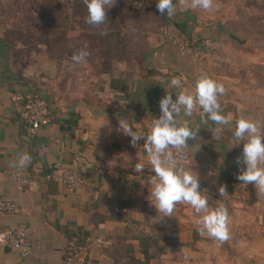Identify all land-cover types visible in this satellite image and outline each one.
<instances>
[{"label": "crops", "instance_id": "obj_1", "mask_svg": "<svg viewBox=\"0 0 264 264\" xmlns=\"http://www.w3.org/2000/svg\"><path fill=\"white\" fill-rule=\"evenodd\" d=\"M178 28L166 37L164 29L158 30L141 57L122 65L94 92L80 89L78 94L58 99L46 96L43 88L21 74L0 27V195L20 208L17 215H0V229L26 224L31 250L27 258H21L13 248L0 244V264H62L72 235L79 236L88 248L86 264H232L243 255L241 227L246 221L236 214L249 209L250 192L242 201L227 187V195L221 198L218 189L224 185L219 180L221 173L238 172L235 159L243 144L234 146L233 130L235 120L247 116L248 105L241 91L229 84L231 76L221 68L222 58L208 55L209 45L219 46L216 32L210 34L211 40H203L205 44L192 36L194 47L205 50L197 59L180 54L171 43ZM202 73L223 84L222 110L233 120L216 132L211 121L201 124L200 116H195L201 128L197 140L188 141L194 147L186 150V156L189 167L199 174L200 188L211 197L210 203L221 199L229 208L230 236L223 242L200 233L196 214L185 203L175 206L173 216L160 220L150 196L152 168L131 145V138L117 131L123 118L143 132L160 113L159 101L166 88L178 91L170 87L171 79H179L183 88L194 91ZM16 92L45 98L52 122L30 135L12 104ZM25 152L31 161L21 167L18 158ZM33 162L46 169L61 164L78 170L82 189L69 190L62 182L46 181L43 176L23 189L15 173L28 170ZM136 163L144 164L142 172L135 171ZM259 215L264 225V206L259 207Z\"/></svg>", "mask_w": 264, "mask_h": 264}, {"label": "rangeland", "instance_id": "obj_2", "mask_svg": "<svg viewBox=\"0 0 264 264\" xmlns=\"http://www.w3.org/2000/svg\"><path fill=\"white\" fill-rule=\"evenodd\" d=\"M156 4L157 0H111L105 24L92 26L85 22L84 0H4L0 27L11 44L18 70L43 88L46 96L62 99L80 89L94 92L129 63V58H135V49L132 55L123 54L126 43L133 47L137 42L144 51L143 45L158 30L164 29L166 37L179 27L202 43L216 32L219 46L209 45V57L222 58L221 68L230 74L232 88L242 95L264 98V0H214L208 11L191 7L192 0H174L172 17L161 14ZM81 49L89 54L85 61L76 63L72 57ZM196 50L197 59L202 58L205 50ZM248 192L253 209L251 204L236 214L246 221L241 227L246 251L232 264H264V225L259 215L264 197L259 199L252 189ZM247 193L233 195L242 200Z\"/></svg>", "mask_w": 264, "mask_h": 264}, {"label": "clouds", "instance_id": "obj_3", "mask_svg": "<svg viewBox=\"0 0 264 264\" xmlns=\"http://www.w3.org/2000/svg\"><path fill=\"white\" fill-rule=\"evenodd\" d=\"M87 8L86 23L92 26L104 25L111 0H84ZM214 0H192L191 7L204 11L211 10ZM157 9L161 14L172 17L176 12L174 0H157ZM102 35L105 33H101ZM88 52L81 49L72 59L76 63L86 60ZM170 87L178 91H169L159 101L160 115L150 122L146 133L140 132L128 119H119L117 131L130 137L133 147L144 140L143 149L147 155L154 175L150 196L162 220L173 216L178 203H185L196 214L195 223L202 235L217 241H227L230 236V212L221 199L210 203L211 197L200 188L199 174L183 163L189 140H197L201 128L195 123V116H200L201 124L211 121L219 132L230 124L233 117L222 110L221 97L225 94L223 84L207 74H200L193 85L194 91L181 86V81L173 78ZM175 93V99H173ZM133 128L136 130L134 131ZM213 132V130H212ZM234 146L243 144L242 153L235 163L238 167L237 179L242 184H252L259 197H264V132L257 122L241 116L235 120L233 130ZM31 161L27 152L18 158L23 167ZM144 164L136 163L135 171L142 172ZM220 197L227 195L226 186L218 189Z\"/></svg>", "mask_w": 264, "mask_h": 264}, {"label": "built area", "instance_id": "obj_4", "mask_svg": "<svg viewBox=\"0 0 264 264\" xmlns=\"http://www.w3.org/2000/svg\"><path fill=\"white\" fill-rule=\"evenodd\" d=\"M170 39L180 54L199 58L198 51L188 37L183 34H176L171 36ZM12 104L30 135H34L41 127L47 126L52 122L51 106L45 98L39 95L16 92L12 95ZM159 115L160 113L154 117L158 118ZM149 124L143 130L144 133L147 132ZM143 144L144 140L141 139L137 142L135 148L147 160ZM183 163L185 166L190 164L188 156L185 155ZM237 174V171L230 170L226 173H221L219 180L224 185L230 186L239 195H244L250 190L252 184H242L243 182L236 178ZM41 176L46 181L62 182L69 190H81L83 187V179L79 171L61 164L46 169L37 162H33L28 170H20L15 173V179L23 189L31 188ZM19 213L20 208L15 203L8 197L0 195V215H17ZM0 244L10 246L21 258H27L31 254V250L27 244L26 224L15 223L0 229ZM86 259V247L77 235H72L65 246L62 264H86Z\"/></svg>", "mask_w": 264, "mask_h": 264}, {"label": "trees", "instance_id": "obj_5", "mask_svg": "<svg viewBox=\"0 0 264 264\" xmlns=\"http://www.w3.org/2000/svg\"><path fill=\"white\" fill-rule=\"evenodd\" d=\"M178 29H179L180 34H183L184 36L188 37L194 43L193 37L190 35V33L187 32V30L185 31L184 29H180V28H178ZM231 37L233 39H235L237 42L244 44V41L237 38L236 36L231 35ZM122 44H124V43H122ZM125 45L126 46L124 47L123 54H126L127 56L129 54L132 55L131 50H133V49L136 50L135 58H129L128 62L131 60L137 59L138 57H141L144 54L145 50H147V45H143V47H144V51H143L140 44H139V46H137V42H135V45L133 44L134 45L133 47H131V44H129V46H127V43H126ZM126 48H128V52L126 51ZM256 89H258V88L257 87L255 88V90L253 91L254 94L257 93ZM242 101H244V103L247 104L248 108H249V111L247 113L246 118L252 119L253 121L257 122L258 125L260 126L261 131L264 132V116H262V114H264V98L263 97L256 98L255 95H253V96L247 95L246 96V93H244V95H242ZM256 112L259 114L257 115ZM186 167H189V165H187ZM225 186L227 188H229L230 190H233L230 186H228V185H225ZM250 189H254V186L252 185ZM234 194H235V191H234ZM79 239L82 242V244L86 247V257H87L88 256V248H87L86 244L81 240L80 237H79Z\"/></svg>", "mask_w": 264, "mask_h": 264}]
</instances>
